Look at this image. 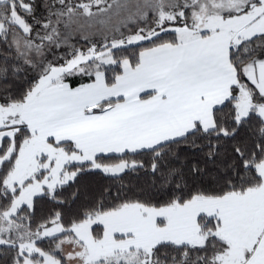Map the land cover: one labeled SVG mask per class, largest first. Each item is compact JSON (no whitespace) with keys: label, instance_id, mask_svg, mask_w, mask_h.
<instances>
[{"label":"snow or ice","instance_id":"1","mask_svg":"<svg viewBox=\"0 0 264 264\" xmlns=\"http://www.w3.org/2000/svg\"><path fill=\"white\" fill-rule=\"evenodd\" d=\"M0 264H264V0H0Z\"/></svg>","mask_w":264,"mask_h":264}]
</instances>
